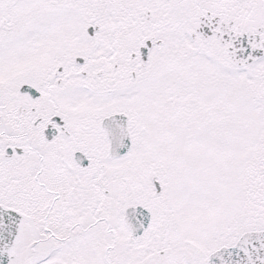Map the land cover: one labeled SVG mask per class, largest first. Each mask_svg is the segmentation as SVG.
<instances>
[{"label":"snow or ice","instance_id":"1","mask_svg":"<svg viewBox=\"0 0 264 264\" xmlns=\"http://www.w3.org/2000/svg\"><path fill=\"white\" fill-rule=\"evenodd\" d=\"M0 264H264V0H0Z\"/></svg>","mask_w":264,"mask_h":264}]
</instances>
